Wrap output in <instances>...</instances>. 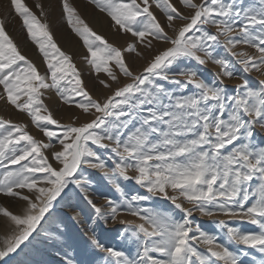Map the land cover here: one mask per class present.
I'll use <instances>...</instances> for the list:
<instances>
[{
  "label": "snow or ice",
  "instance_id": "obj_1",
  "mask_svg": "<svg viewBox=\"0 0 264 264\" xmlns=\"http://www.w3.org/2000/svg\"><path fill=\"white\" fill-rule=\"evenodd\" d=\"M87 2L110 18L113 30L135 38L123 47L109 43L72 0H56L60 20L86 49L82 59L96 82L111 90L103 97H93L72 55L55 40L51 0L48 10L35 3L39 15L26 0H8V14L0 13V101L26 114L46 138L0 115V195L21 202L18 212L0 206L8 228L0 236V259L38 226L49 225L46 237L61 240L54 202L71 184L95 214L87 239L102 264H243L248 249L264 264V142L256 140L257 129L264 135V79L254 86L247 78L264 75V0H178L187 14L173 0ZM13 13L41 54L43 70L9 35ZM153 41L166 47L134 72L127 56L143 57L139 46L152 49ZM208 62L219 68L211 80L199 70ZM234 78L240 83H225ZM52 91L80 115L67 123L55 118L45 102ZM88 170L101 172L119 200L105 197V206H98L87 191ZM121 179L139 190L127 193ZM161 199L169 207L142 206ZM194 213L238 218L256 230L221 219L210 232ZM96 222L124 225L118 238L130 251L102 242ZM64 256V264H75Z\"/></svg>",
  "mask_w": 264,
  "mask_h": 264
},
{
  "label": "rangeland",
  "instance_id": "obj_2",
  "mask_svg": "<svg viewBox=\"0 0 264 264\" xmlns=\"http://www.w3.org/2000/svg\"><path fill=\"white\" fill-rule=\"evenodd\" d=\"M81 1V7H79V5H76L75 0H72V2L78 7L81 15L89 22L90 26L98 34L103 35L109 41V43L123 47L128 42H132L135 39L131 36V34H125L113 30L111 27L110 18L96 10L91 4L87 2V0ZM26 2L29 4V6H32L33 10L37 12V15H39V11L34 7V5L35 3L42 1L34 0L32 1L33 4L28 0H26ZM243 2L248 4L251 2V0H243ZM43 3L45 5V9L48 10L50 0H43ZM51 3L53 5V10L49 15L48 20L51 25V30L54 34L55 40L62 50L72 55L74 63L78 69H80L82 78L93 97H103L110 95L111 90L102 88L96 82V76L90 72L87 64L82 59V57L87 54L86 49L83 47L82 41H80L78 37L71 33L66 24L60 20V10L58 7H55L56 0H51ZM83 3L89 6L83 5L82 8ZM173 3H176L177 7L181 8V11L186 12V10L183 9L178 3V0H173ZM197 3H199V0H197ZM152 10L156 12L161 23H165V18L159 12V10H157L155 7H153ZM0 13L5 15L8 14V0H0ZM7 31L18 45L21 52L34 63H36L41 68V70H43L41 54L31 42V40L27 37L26 32L22 27L21 21L19 18L15 17L14 13L8 18ZM169 34L171 35V32H169ZM26 41L30 42L34 47V50L37 53V55L35 53L36 56H34V54L30 53L25 48L24 43ZM164 47H166L165 44L155 41H153L152 49H147L143 45H140L139 50L144 53L143 57H136L135 54L127 56V60L132 67V70L134 72L142 71L143 67L146 66L149 59L155 54L156 50L162 49ZM248 50L250 52L254 51L252 49ZM199 70L203 74L204 78L211 80L213 73L219 71V68L212 62H208L206 65L201 66ZM247 78L250 80V83L255 86L257 81L264 79V75L259 72H252L248 74ZM125 82L128 81L123 76H121V83ZM225 83L231 86L240 83V81L238 78H234L232 80H225ZM115 87L116 85L113 84V88ZM45 102L49 105L54 117L59 119L62 123L69 122L74 115H80V110L74 106L63 105L55 96L54 91L46 94ZM0 115L7 119L13 120L14 122L27 123L29 125L28 130L32 135L38 139H46L38 129L30 124V118L26 114L18 112L11 106L7 105L4 101H0ZM81 119H84V117L82 116ZM256 131L258 133L256 140L258 142H264V135L259 134V129ZM109 167H111V165H109ZM86 174L89 178V183L87 185L88 194L98 206H105V197L119 200V194L115 191L114 186L108 183V180L101 172L98 170H88V173ZM119 182L127 193L139 190L138 186H136L131 181H124L121 179ZM62 195L64 196V199L58 198V200L54 202L53 209V214L63 221V224L61 225V231L64 233V235L61 240L53 242L51 239L47 238L46 232H51L52 229L49 225H43L42 222L43 226H38L37 233H34L28 241H25L16 252L10 253L8 256L0 259V264H64L66 259L64 256L65 252L68 253V258H72L75 261V264H102V254L93 250L87 239V237L91 235L90 227L93 225V220L89 218H94L95 216L93 210L83 199L79 189H77L74 185L70 184L68 189H66V194ZM156 205L164 208L169 207L168 202L162 199L145 202L142 206ZM0 206H6L11 211L18 212L21 207V202L13 198L0 195ZM76 213H80L79 217L77 219H71V217H73ZM120 218L126 220L136 219L127 215H122ZM194 219L201 224L202 228L210 232L218 231L217 226L213 223V220L218 221L221 219L229 220L233 226H240L246 230H256L254 226L243 223L238 218H229L225 216L209 218L202 217L198 213H194ZM136 222L139 223L140 221L136 220ZM94 226L102 242H104L107 246L124 248L125 250L130 251L128 246L129 242L118 238V233L125 231L124 225L118 223H109L105 227L100 222H96ZM7 231V221L5 218L0 216V236L5 235ZM221 239L223 241L222 234ZM2 246V243H0V247ZM229 247L233 250H236L237 247L243 248L244 246L229 245ZM201 248L203 249L202 245ZM248 252L250 253L249 256L241 257L243 264H252L253 258H255L257 264H259V260L261 259L260 254L253 249H248Z\"/></svg>",
  "mask_w": 264,
  "mask_h": 264
},
{
  "label": "bare ground",
  "instance_id": "obj_3",
  "mask_svg": "<svg viewBox=\"0 0 264 264\" xmlns=\"http://www.w3.org/2000/svg\"><path fill=\"white\" fill-rule=\"evenodd\" d=\"M29 2H31L32 3V1H34V0H28ZM38 1V0H37ZM42 2H43V0H41ZM48 1V0H47ZM75 3H76V5H79V7H81L80 5H81V3H82V1L81 0H75ZM6 4V3H5ZM33 4V3H32ZM83 5H86V6H89V5H87V4H82V8H83ZM5 7V6H4ZM91 10V9H90ZM102 20V19H101ZM100 25V24H99ZM95 28V27H94ZM65 31V30H64ZM60 38V37H59ZM24 46H25V48L30 52V53H32V54H34V56H36L37 55V53L35 52V50H34V47L31 45V43L30 42H25L24 43ZM35 53H36V55H35ZM31 54V55H32Z\"/></svg>",
  "mask_w": 264,
  "mask_h": 264
}]
</instances>
